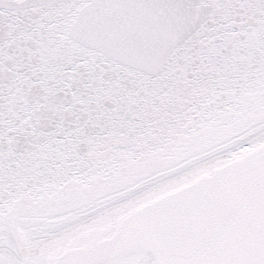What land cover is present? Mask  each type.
Wrapping results in <instances>:
<instances>
[{"label":"snow or ice","instance_id":"snow-or-ice-1","mask_svg":"<svg viewBox=\"0 0 264 264\" xmlns=\"http://www.w3.org/2000/svg\"><path fill=\"white\" fill-rule=\"evenodd\" d=\"M0 264H264V0H0Z\"/></svg>","mask_w":264,"mask_h":264}]
</instances>
